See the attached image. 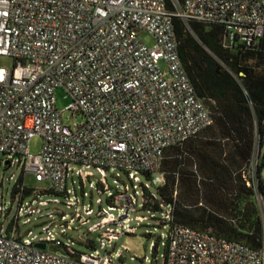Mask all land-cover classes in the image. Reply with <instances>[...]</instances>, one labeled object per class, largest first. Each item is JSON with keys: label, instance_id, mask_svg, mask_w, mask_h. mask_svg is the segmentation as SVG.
<instances>
[{"label": "built area", "instance_id": "obj_1", "mask_svg": "<svg viewBox=\"0 0 264 264\" xmlns=\"http://www.w3.org/2000/svg\"><path fill=\"white\" fill-rule=\"evenodd\" d=\"M173 6L169 9L167 0H0V154L10 167L18 163L23 174L49 183L46 192L58 195L69 196L73 166H81L77 174L82 181L93 178L90 169H96L102 176L100 195L113 203L110 210L120 212L117 221L103 211L106 217L92 229L119 226L102 235L104 248L105 240L112 247L125 232L134 233L129 222L139 195L136 185L134 196L128 188L112 192L107 172L122 170L138 183L140 174H148L163 186L166 151L214 123L182 63L174 19L190 32L197 22L223 26L226 46H253L264 35V0H174ZM144 34L154 39L153 47L143 42ZM7 58L12 65L1 63ZM60 88L72 100L65 111L57 108ZM35 138L42 139L38 155L30 152ZM145 191L148 185L143 208L150 196L157 199ZM43 193L20 203L17 222L48 205L38 201ZM260 209L264 223V203ZM0 211L4 214L5 207ZM172 211L160 204L159 226L168 229L164 264H264V248L253 250L175 224ZM92 214L85 210L86 216ZM75 219L88 222L77 212L67 224ZM17 222L8 230L0 227V264H115L111 252L87 255L63 244L53 234V222L40 241L24 239Z\"/></svg>", "mask_w": 264, "mask_h": 264}, {"label": "trees", "instance_id": "obj_2", "mask_svg": "<svg viewBox=\"0 0 264 264\" xmlns=\"http://www.w3.org/2000/svg\"><path fill=\"white\" fill-rule=\"evenodd\" d=\"M173 2L167 0L171 10ZM191 29L174 19L182 63L214 123L166 151L161 168L165 183L156 188L157 199L147 191L150 199L144 209L159 212L161 203L170 205L175 224L260 251L264 248L258 202V194L264 196V35L253 46H226L223 26L197 22ZM257 140L262 157L252 178ZM32 192L18 181L13 198L21 194V203Z\"/></svg>", "mask_w": 264, "mask_h": 264}, {"label": "rangeland", "instance_id": "obj_3", "mask_svg": "<svg viewBox=\"0 0 264 264\" xmlns=\"http://www.w3.org/2000/svg\"><path fill=\"white\" fill-rule=\"evenodd\" d=\"M141 38L147 46L153 47L155 45V41L151 36L144 34ZM1 63L10 66L13 64V60L7 58L3 59ZM56 95L57 108L60 111H65V108L72 102L71 98L62 88L57 90ZM68 117L69 114L65 113L64 120L66 123L69 122ZM41 149L42 139H33L30 144L31 154L38 155ZM261 157L257 140L253 158L254 165L257 164L258 159ZM73 168L74 172H70L67 182V191L70 192L69 196L66 194H52L46 192L49 183H39L32 174H23L18 163L11 167L10 165H6L5 157L0 154V208L2 206L5 207L4 214L0 211V227L3 226L5 230H8L14 226L21 206L19 201L21 194L14 199L13 191L16 183L23 181V184L33 191L31 195L25 197V200H23L24 204L31 203L36 199L37 194L43 192L38 201L48 202L47 206L40 208V213L27 216L22 215L21 219L17 222L24 239L33 241L45 240L48 237L45 228L53 222L54 224L51 226V229L56 238L79 253L91 255L96 250H99L102 254H105L106 251L111 252L115 264H164V255L166 253V245L168 244V239L166 238L168 229L159 226V221L163 219L162 213L156 211L148 212L142 207L144 186L148 185V192L155 194L156 188H158L160 183H153L151 181L152 176L150 175L148 179L144 174H140V183H138L132 181L128 174L122 170L107 172V184L112 192H125L126 188H128L129 195L134 196V185H136L139 195L137 196V210L131 213V221L129 222V226L135 228L134 233L129 234L125 232L117 242H113V248L105 240L106 246L104 248L102 245V235L108 229L116 231L119 226L110 224L96 232H92V229L101 224L102 220L106 217L101 214L103 211L113 214L117 221H119L120 212L118 210H110L113 203L107 199L106 195H100L99 189L101 187L99 182L102 176L96 169H90L94 174L93 178L82 181L77 174L81 166L77 165L73 166ZM86 171L88 170L84 169V172ZM254 173L256 175V166ZM91 182H94L93 186H91ZM145 194H148L147 191H145ZM100 198L103 200L102 205L98 202ZM38 201L36 204H38ZM69 203L75 204V206H68ZM263 203L264 196L263 201H259V206L262 209ZM87 209L93 210L91 216L85 215V210ZM77 212L88 222L82 225L78 219H75L73 223L68 225L67 223L71 222ZM51 214L52 217H50ZM63 215L67 216L66 220H62ZM139 218L146 219L141 221Z\"/></svg>", "mask_w": 264, "mask_h": 264}, {"label": "water", "instance_id": "obj_4", "mask_svg": "<svg viewBox=\"0 0 264 264\" xmlns=\"http://www.w3.org/2000/svg\"><path fill=\"white\" fill-rule=\"evenodd\" d=\"M6 165H8V162H6ZM35 246L36 248L41 249V250L46 249V244H36Z\"/></svg>", "mask_w": 264, "mask_h": 264}]
</instances>
